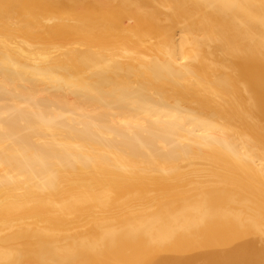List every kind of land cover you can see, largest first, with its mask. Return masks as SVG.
Segmentation results:
<instances>
[{
  "label": "bare ground",
  "instance_id": "obj_1",
  "mask_svg": "<svg viewBox=\"0 0 264 264\" xmlns=\"http://www.w3.org/2000/svg\"><path fill=\"white\" fill-rule=\"evenodd\" d=\"M0 264H264V0H0Z\"/></svg>",
  "mask_w": 264,
  "mask_h": 264
}]
</instances>
